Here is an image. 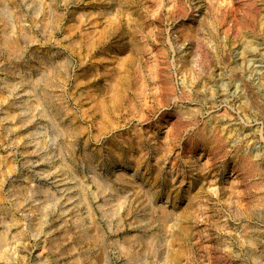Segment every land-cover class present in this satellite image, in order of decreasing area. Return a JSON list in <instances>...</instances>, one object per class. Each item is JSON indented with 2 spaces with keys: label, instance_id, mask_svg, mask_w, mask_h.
I'll list each match as a JSON object with an SVG mask.
<instances>
[{
  "label": "rangeland",
  "instance_id": "obj_1",
  "mask_svg": "<svg viewBox=\"0 0 264 264\" xmlns=\"http://www.w3.org/2000/svg\"><path fill=\"white\" fill-rule=\"evenodd\" d=\"M0 264H264V0H0Z\"/></svg>",
  "mask_w": 264,
  "mask_h": 264
},
{
  "label": "bare ground",
  "instance_id": "obj_2",
  "mask_svg": "<svg viewBox=\"0 0 264 264\" xmlns=\"http://www.w3.org/2000/svg\"><path fill=\"white\" fill-rule=\"evenodd\" d=\"M149 54H150V53H149ZM149 54H148V55H149ZM152 54H153V53H152ZM149 56H150V57H151V56H155V58L153 59V61H157V60H158V58H156L157 55H151V54H150ZM116 72H117V71H116ZM116 78H117V77H116ZM38 104H39V103H38ZM217 138L220 139V137H217ZM216 140H217V139H216ZM245 157H246V156H245ZM246 158H247V157H246ZM246 161H247V160H246ZM245 163H246V162H245ZM249 164H250V162H249ZM253 169H254V168H253Z\"/></svg>",
  "mask_w": 264,
  "mask_h": 264
}]
</instances>
